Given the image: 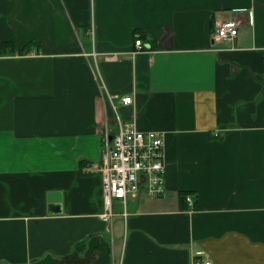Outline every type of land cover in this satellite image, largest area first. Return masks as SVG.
Returning <instances> with one entry per match:
<instances>
[{"label": "crops", "instance_id": "1", "mask_svg": "<svg viewBox=\"0 0 264 264\" xmlns=\"http://www.w3.org/2000/svg\"><path fill=\"white\" fill-rule=\"evenodd\" d=\"M5 42L0 264H264V0H0ZM114 105L165 133L167 189L113 199L110 223L93 164Z\"/></svg>", "mask_w": 264, "mask_h": 264}, {"label": "built area", "instance_id": "2", "mask_svg": "<svg viewBox=\"0 0 264 264\" xmlns=\"http://www.w3.org/2000/svg\"><path fill=\"white\" fill-rule=\"evenodd\" d=\"M239 25L236 21H222L216 25L215 36L219 40L232 41L239 36ZM144 42L137 38L135 49L131 52L135 57L145 50ZM111 57L109 56L108 59ZM109 100L113 97L108 94ZM132 96H124L119 100L124 106H130ZM114 104V103H113ZM117 132L112 133L109 121L103 126L104 147L101 159L93 164L94 171L102 176L103 192L105 196L106 212L101 218L112 222L113 199L122 200L126 206L128 197L136 195L144 188L151 197H160L166 193V144L165 133L158 131H142L137 123L122 120L118 108L114 105ZM112 139V140H111ZM91 170V169H90ZM194 199L187 195L185 202L193 209ZM196 264H215L211 260H204Z\"/></svg>", "mask_w": 264, "mask_h": 264}, {"label": "water", "instance_id": "3", "mask_svg": "<svg viewBox=\"0 0 264 264\" xmlns=\"http://www.w3.org/2000/svg\"><path fill=\"white\" fill-rule=\"evenodd\" d=\"M61 192L49 193V211L51 214H59L62 212V194Z\"/></svg>", "mask_w": 264, "mask_h": 264}, {"label": "trees", "instance_id": "4", "mask_svg": "<svg viewBox=\"0 0 264 264\" xmlns=\"http://www.w3.org/2000/svg\"><path fill=\"white\" fill-rule=\"evenodd\" d=\"M9 42H10V41H9ZM9 42L2 43V44L0 45V48H2V45H3V46H7V43H9ZM10 43H12L11 45L14 47L13 42H10ZM27 47H28V46H26L25 50H27ZM25 50H23V51H25ZM25 52H26V51H25ZM185 198H186V197H185Z\"/></svg>", "mask_w": 264, "mask_h": 264}, {"label": "rangeland", "instance_id": "5", "mask_svg": "<svg viewBox=\"0 0 264 264\" xmlns=\"http://www.w3.org/2000/svg\"><path fill=\"white\" fill-rule=\"evenodd\" d=\"M116 208H117V207H115V210H116ZM116 254L119 256V254H118V253H116ZM116 257H117V256H116Z\"/></svg>", "mask_w": 264, "mask_h": 264}]
</instances>
